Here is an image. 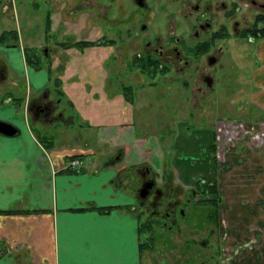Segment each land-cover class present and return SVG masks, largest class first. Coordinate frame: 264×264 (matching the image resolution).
<instances>
[{
	"label": "rangeland",
	"instance_id": "1",
	"mask_svg": "<svg viewBox=\"0 0 264 264\" xmlns=\"http://www.w3.org/2000/svg\"><path fill=\"white\" fill-rule=\"evenodd\" d=\"M180 1V4L167 2L168 6L162 10L152 5L156 17L154 27L161 35L183 32L184 23L180 21L181 14L185 11V2ZM70 2L71 7L66 3V9L56 8L55 11L60 12H53L50 16L51 28H59L57 39L97 41L108 36L114 39V47L103 44L91 47L88 42L78 48L72 46L67 50L60 49L58 53L59 47L56 44H43L45 6H42L41 1L6 0V11L3 14V9L0 8V32L15 28L19 39L16 48L22 50V47L29 46L39 54V47L45 45L48 47L47 60L50 64L53 66L57 61L62 62L60 71L58 66L52 67L50 71V77L56 76L61 80L57 88L62 91V96L59 98L55 95L50 81L43 86L48 89L50 97H55L61 103L59 111L75 112L67 105L66 100L71 99L75 102L76 112L90 125L123 120L132 124L137 134L150 136L160 147L164 142L174 141L178 134H182L187 140L190 139V151L182 159L193 160L188 169L196 177L201 170L200 162L204 160L201 156L204 155L203 136L200 133L209 135L208 130H212L214 151L211 154L218 155L220 169L226 174L230 170L239 171L238 181L246 187L254 184L255 191L261 185L260 192H254L257 194L255 197L250 199L247 196L242 202L264 208V41L253 40L250 43L230 38L223 44L224 53L218 63L207 65L204 59H198L181 73L171 68L164 74L147 77L137 70L127 69L124 63L135 50L131 47L133 40L130 34L124 32L125 18L127 19L132 9L130 0H123L124 4L122 0L113 3L107 0ZM9 6L10 9H7ZM166 12L171 13L170 17H166ZM255 12L256 9L246 8L245 2H242V8L235 14L238 28L249 23ZM141 14L144 16L142 21H146L143 11ZM70 15L73 17L71 20ZM107 20H112V23ZM176 20L181 23L178 28L173 25ZM109 23L112 24L110 30L107 26ZM231 26L232 22L228 25L229 30ZM116 32L122 33L120 39L116 38ZM11 51L12 49L8 50L0 45V60L5 66V76L0 79V104L5 106L12 102L14 106L12 97H23L21 105L14 106V111L24 117L28 97H37L43 88L32 89L27 81L32 83L34 79L36 82L42 76V71L44 74L46 72L40 68L35 70L33 77L26 76L18 69L23 68L25 72L33 67L27 65L25 60L23 64L18 54ZM13 61L18 69L12 66ZM202 71L211 76L210 87L203 84L200 77ZM127 85L130 90L126 93L123 87ZM27 116L34 128V136L39 140L44 139V143H50L51 140L73 148L82 147L85 142L91 145L89 139L92 140V132L88 129H82L80 133L78 130L75 142L67 135L63 137L57 133L54 136L58 126L53 125V128L44 131L33 123L28 114ZM36 130L41 132L37 133ZM79 136L81 138L77 140ZM193 144L197 148L191 147ZM174 151L175 149L171 150L170 157L174 156ZM238 161H243L245 165L238 164ZM153 176L159 178L158 174ZM173 176L172 174L171 179L170 175L165 178L169 185L176 188L178 205L183 213L178 212L174 216L176 225L166 221L164 227H153L155 239L146 242L150 249L141 251L140 264H229L224 261L220 250L224 231L219 230L220 227H216L215 222H206L204 214L209 210L208 207H199L194 211L184 204L185 197L194 199L195 196L187 191L189 186L184 187L173 181L176 179ZM147 211L144 205L140 210L137 209L141 220L151 219ZM222 224L228 229V223L223 221ZM146 235L147 232L140 234L142 241H145Z\"/></svg>",
	"mask_w": 264,
	"mask_h": 264
},
{
	"label": "crops",
	"instance_id": "2",
	"mask_svg": "<svg viewBox=\"0 0 264 264\" xmlns=\"http://www.w3.org/2000/svg\"><path fill=\"white\" fill-rule=\"evenodd\" d=\"M12 51L24 64L23 51L19 47ZM16 65L13 61L12 66ZM28 69L18 70L33 77L35 69ZM27 82L32 89H39L47 84V76L42 71L36 82ZM66 101L75 112L61 110L51 124L40 118L33 123L44 131L58 126L54 136L67 135L75 142L78 130L88 129L92 132L91 145L85 142L73 148L51 140L44 143L34 136L26 111L23 117L16 114L12 102L0 104V120L19 129L16 136L0 134V210H37L0 213V264H140L137 209L141 207L136 195L140 181L136 170L148 168L159 175L158 182L169 175L171 179L173 174L176 183L192 186L196 176L188 167L193 160L182 159L188 156L190 139L178 134L160 147L123 120L92 126L76 112L73 100ZM208 133H200L204 160L198 176L215 179L222 195L217 219V227L224 231L222 255L229 264H264V208L242 202L247 196L255 197L254 192L262 187L255 191L254 184L246 187L240 183L239 171L224 173L218 155L211 154L213 131ZM191 147L197 148L195 144ZM70 155H80L73 159L78 170L69 166L71 160L66 161ZM92 206L109 209L99 212L88 208ZM223 221L228 229L221 226Z\"/></svg>",
	"mask_w": 264,
	"mask_h": 264
},
{
	"label": "flooded vegetation",
	"instance_id": "3",
	"mask_svg": "<svg viewBox=\"0 0 264 264\" xmlns=\"http://www.w3.org/2000/svg\"><path fill=\"white\" fill-rule=\"evenodd\" d=\"M6 0H0L1 4V13L5 12ZM42 3V6H45V18L43 22V44L53 43L59 47L58 53L60 49L67 50L68 48L75 46H81L83 44H87L88 42L91 44V47L95 44L98 46L100 44L113 46L114 39L112 37L104 36L102 39L89 41L85 39L75 40V41H61L57 39L59 28L56 26L53 30L51 28V14L55 11L56 8H64L66 9L68 3V7H71V2L65 0H39ZM119 0H107V2L113 3ZM132 9L129 11L127 19L125 18L124 25L125 33L130 34L131 39L133 40V52L130 57H128L124 63L125 67L129 70H137L132 63L131 60L136 55H142L144 57H148L154 62H158V65L163 66L166 69V72L169 69H174L178 73L183 72L190 66L196 63L198 59H204L207 65H213L215 62H219L221 56L223 55V44L226 43L230 38H237L241 40L249 41L250 43L253 40H263L257 36H253V29L264 28V2L261 0H183L185 3V11L182 12V21L184 23V30L181 34L173 35L168 32L161 35L156 31L154 27L155 15L153 13V6H156L157 9L162 10L165 6H168L169 3L182 2L180 0H130ZM169 2V3H167ZM239 2V3H238ZM242 2H245L246 8L256 9V12L253 14L251 20L247 24H243L242 27L238 28V21L235 17V14L239 9L242 8ZM63 5H60V4ZM122 4L123 0H122ZM120 6V5H119ZM124 7V6H123ZM5 8V9H4ZM10 9V6L9 8ZM146 15V21H142L144 17L141 13ZM170 12L165 15L166 17H170ZM72 15H70V20L72 19ZM167 22L169 19L165 18ZM112 23V20H107ZM232 22L231 30L228 29V25ZM108 24L107 26L110 28L112 24ZM173 25L178 28L181 26L179 21H174ZM118 26V25H116ZM15 28H8L4 30H12ZM122 30V29H121ZM119 30V31H121ZM3 31V30H2ZM1 31V32H2ZM16 31V42L12 41V38H9L5 43H1L3 47L7 49H14L17 47L18 43V33ZM111 32V31H110ZM256 32V31H255ZM122 33L117 34L116 38L120 39ZM256 34V33H255ZM258 34V33H257ZM104 41V43H103ZM85 42V43H84ZM114 47V46H113ZM24 48H29V46H24ZM40 53L36 54L39 69H44L45 74L47 76V82H51L52 86L55 84H60V79L58 77H50V71L52 67L58 66V71H60L62 62L57 61L55 65H51L48 58V47L45 45H41ZM22 49V51H23ZM57 53V55H58ZM59 58V56H58ZM113 58L114 55H113ZM44 60H47L44 62ZM0 63L4 66L3 62L0 60ZM61 63V64H60ZM5 68V66H4ZM118 68V67H117ZM213 68V67H212ZM138 71V70H137ZM165 72V73H166ZM141 74V73H140ZM164 74V73H157ZM154 74L151 77L157 75ZM200 77L203 81V84L207 87L212 85L211 76L202 71L200 73ZM58 78V82L55 79ZM41 93L36 96L28 97L27 104L25 105V111L30 116V119L33 121L35 118H40L42 121L51 124L56 119H58L61 115L59 111V100L55 97L51 96L48 93L47 88H42ZM56 95V94H55ZM116 153L113 157L117 158ZM136 174L139 178V186L147 183L150 179L153 180V184L149 189V192L145 199L138 198V203L140 207L143 205L148 209V215L153 221V227H164L166 221H169L170 224H175L174 216L176 213H183V209L179 207L177 199V190L174 186L169 185V181L163 180L161 182L157 181V178L153 175L155 173L149 172L146 167H139L136 170ZM195 180V179H194ZM161 183V184H160ZM194 185V184H193ZM193 185L187 187V191L190 192L191 195H194L195 198L185 197L184 204L196 211L197 208L201 207L195 204V201H198V196H203L201 194H195L193 191ZM137 188V189H138ZM137 191V190H136ZM198 206V207H197ZM227 262L226 259H224Z\"/></svg>",
	"mask_w": 264,
	"mask_h": 264
},
{
	"label": "trees",
	"instance_id": "4",
	"mask_svg": "<svg viewBox=\"0 0 264 264\" xmlns=\"http://www.w3.org/2000/svg\"><path fill=\"white\" fill-rule=\"evenodd\" d=\"M252 34H253V36H257L259 38L264 39V28H259V29L255 28V29H253ZM9 38H12V41L16 42L17 37H16L15 29L3 30L2 32H0V42L1 43H5L6 41H8ZM23 54H24L23 55L24 60H25L27 65L33 67V69H35V70L39 69L38 60H37L36 54L33 52V50H31L29 48H24ZM131 63L135 68H137L138 72L141 73L143 76L145 75L147 77H151L154 74L166 72V69L163 66L158 65V62H154V60H152L148 57H144L142 55L134 56L131 60ZM55 81L58 82V78L55 79ZM58 86H59V82H58V84L53 85V89H54L55 94L60 98L62 96V91L57 88ZM123 89L127 93V90H130V87L127 85V86H124ZM22 99H23V97H12V100L14 101V106H16V105L20 106ZM210 149L212 152L214 151V142L211 144ZM78 158H80V155H70V156L66 157V161H70V160L78 159ZM214 160H215V157H214ZM192 189H193L195 194H201L204 196L202 199L195 201L196 202L195 204H197L198 206H201V207H208L209 208V210L206 211V214H204L206 222H209V221L211 223L215 222V225L217 227L218 206L222 201V197L218 191L216 180L215 179L206 180L203 177L197 176V177H195L194 185H193ZM88 208H94L99 212H103V211H106L109 209V207H94V206L88 207ZM32 212H37V210L36 209H33V210H28V209H25V210L24 209L23 210H20V209L0 210V213H6V214L32 213ZM137 217H138V231L140 232V234L142 232H147V234H148L145 237V241L140 240V242H139V250L141 252L143 250H149L150 247L146 242H148L152 239H155V238H154V235L152 233V229H153L152 219L141 220L139 214H137ZM152 244H153V242H152Z\"/></svg>",
	"mask_w": 264,
	"mask_h": 264
},
{
	"label": "water",
	"instance_id": "5",
	"mask_svg": "<svg viewBox=\"0 0 264 264\" xmlns=\"http://www.w3.org/2000/svg\"><path fill=\"white\" fill-rule=\"evenodd\" d=\"M4 76H5V68L0 63V79L4 78ZM18 132L19 129L16 125L4 120H0V134L4 136L12 137V136H16ZM152 184H153L152 179H150L147 183L142 184L136 191L137 197L140 199H145Z\"/></svg>",
	"mask_w": 264,
	"mask_h": 264
},
{
	"label": "built area",
	"instance_id": "6",
	"mask_svg": "<svg viewBox=\"0 0 264 264\" xmlns=\"http://www.w3.org/2000/svg\"><path fill=\"white\" fill-rule=\"evenodd\" d=\"M74 166L75 169L78 170V162L76 160H71L69 166Z\"/></svg>",
	"mask_w": 264,
	"mask_h": 264
}]
</instances>
